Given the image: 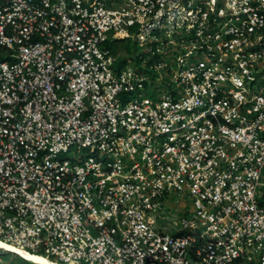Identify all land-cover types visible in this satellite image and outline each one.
<instances>
[{
	"label": "built area",
	"instance_id": "built-area-1",
	"mask_svg": "<svg viewBox=\"0 0 264 264\" xmlns=\"http://www.w3.org/2000/svg\"><path fill=\"white\" fill-rule=\"evenodd\" d=\"M263 184L264 0H0V240L264 264ZM181 191L190 211L164 217Z\"/></svg>",
	"mask_w": 264,
	"mask_h": 264
},
{
	"label": "rangeland",
	"instance_id": "rangeland-1",
	"mask_svg": "<svg viewBox=\"0 0 264 264\" xmlns=\"http://www.w3.org/2000/svg\"><path fill=\"white\" fill-rule=\"evenodd\" d=\"M161 40H165L167 39H175L178 40V37L174 34H169L168 37H166V35H159ZM141 51H144V46L135 40V42H132L130 45V56H134L136 53H140ZM132 63H136L135 60L132 58L129 61H127V63H124L125 66H127V64L132 65ZM160 88H162V86H160ZM152 92V91H150ZM147 94V93H145ZM86 149H80L75 151V149L71 148L69 149L68 152H66L63 156H75V155H86ZM173 200H177L178 204H174L169 210H167V212H165V214H163L164 217H178L181 214H184L187 211H190L191 208V198L186 194L185 191H181V192H174V194L171 197ZM174 229H170L169 232H173ZM50 259V257H49ZM34 262H24L21 258H19L17 255H15L14 253L11 252H7V251H2L0 250V264H32ZM37 264V263H35Z\"/></svg>",
	"mask_w": 264,
	"mask_h": 264
},
{
	"label": "bare ground",
	"instance_id": "bare-ground-1",
	"mask_svg": "<svg viewBox=\"0 0 264 264\" xmlns=\"http://www.w3.org/2000/svg\"><path fill=\"white\" fill-rule=\"evenodd\" d=\"M1 248H4L6 250H14L17 253H19L20 255H22V257L24 259H28L30 261H33L34 263H38V264H62V263H59L57 261L48 259L42 255H37V254H33L30 252L24 251L22 249H19L17 247H14V246L4 242L2 240H0V249Z\"/></svg>",
	"mask_w": 264,
	"mask_h": 264
},
{
	"label": "trees",
	"instance_id": "trees-1",
	"mask_svg": "<svg viewBox=\"0 0 264 264\" xmlns=\"http://www.w3.org/2000/svg\"><path fill=\"white\" fill-rule=\"evenodd\" d=\"M131 41H130V39H128V38H126V39H124V40H121L118 44H116V45H114V47H113V50L115 51V50H122V49H124L126 52H130V45H131ZM124 59H122L121 61H123ZM120 61V62H121ZM263 188H264V184H263ZM20 258V257H19ZM22 259V258H21ZM24 262H27V260H25V259H22ZM32 264H35V263H32Z\"/></svg>",
	"mask_w": 264,
	"mask_h": 264
},
{
	"label": "clouds",
	"instance_id": "clouds-1",
	"mask_svg": "<svg viewBox=\"0 0 264 264\" xmlns=\"http://www.w3.org/2000/svg\"><path fill=\"white\" fill-rule=\"evenodd\" d=\"M0 250L14 253V254L17 255L18 257L24 259V258L22 257V255L18 254V253H17L16 251H14V250H6V249H4V248H1ZM48 259H49V258H48ZM25 260L30 261V260H28V259H25ZM30 262H33V261H30ZM37 264H38V263H37Z\"/></svg>",
	"mask_w": 264,
	"mask_h": 264
}]
</instances>
